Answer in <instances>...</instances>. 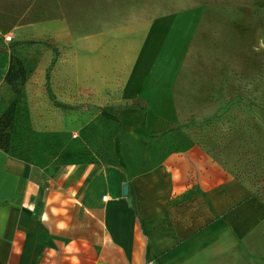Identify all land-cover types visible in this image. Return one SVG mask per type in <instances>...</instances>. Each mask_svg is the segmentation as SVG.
Returning <instances> with one entry per match:
<instances>
[{
    "label": "crops",
    "instance_id": "0c3cea01",
    "mask_svg": "<svg viewBox=\"0 0 264 264\" xmlns=\"http://www.w3.org/2000/svg\"><path fill=\"white\" fill-rule=\"evenodd\" d=\"M55 10L58 18L27 31L42 28L74 51L60 64L63 88L76 98L84 85L107 97L120 88L123 104L138 105L124 112L111 163L64 136L40 133L17 155L0 142V264H207L223 235H248L264 220V210L245 200L249 190L233 178L212 189L204 164L203 192L191 194L196 145L170 133L179 112L170 85L199 33L203 7L134 19L131 0H59ZM168 44L174 53H165ZM21 48L0 53V127L31 107L25 99L35 77L21 73Z\"/></svg>",
    "mask_w": 264,
    "mask_h": 264
},
{
    "label": "rangeland",
    "instance_id": "374dc122",
    "mask_svg": "<svg viewBox=\"0 0 264 264\" xmlns=\"http://www.w3.org/2000/svg\"><path fill=\"white\" fill-rule=\"evenodd\" d=\"M131 2L133 19L203 7L199 33L170 85L179 107L170 133L196 145L197 184L191 194L203 192L198 180L205 164L207 186L218 189L233 178L249 190L245 200L264 210V0ZM58 6L59 0H0V28L11 37L0 34V53L20 45L21 73L35 77L25 99L31 107L2 124L0 142L17 155L30 150L40 133L64 136L100 163H111L118 158L124 112L138 103L123 104L120 88L107 97L84 85L77 98L63 88L67 76L60 64L73 59L74 51L62 49L42 28L27 31L29 24L58 18ZM3 101L0 97V107ZM207 264H264V220L246 236L223 235L207 251Z\"/></svg>",
    "mask_w": 264,
    "mask_h": 264
},
{
    "label": "bare ground",
    "instance_id": "6f19581e",
    "mask_svg": "<svg viewBox=\"0 0 264 264\" xmlns=\"http://www.w3.org/2000/svg\"><path fill=\"white\" fill-rule=\"evenodd\" d=\"M175 49L176 48L172 44H168L165 46L164 51L165 53H174Z\"/></svg>",
    "mask_w": 264,
    "mask_h": 264
},
{
    "label": "water",
    "instance_id": "95a60500",
    "mask_svg": "<svg viewBox=\"0 0 264 264\" xmlns=\"http://www.w3.org/2000/svg\"><path fill=\"white\" fill-rule=\"evenodd\" d=\"M122 193H123V196H125V197L128 196V184L127 183L123 184ZM128 200L130 201V199H128Z\"/></svg>",
    "mask_w": 264,
    "mask_h": 264
},
{
    "label": "built area",
    "instance_id": "2783aa9c",
    "mask_svg": "<svg viewBox=\"0 0 264 264\" xmlns=\"http://www.w3.org/2000/svg\"><path fill=\"white\" fill-rule=\"evenodd\" d=\"M5 38H6L7 40H10L11 37H10L9 35H6ZM105 198H106V197H104V199H105Z\"/></svg>",
    "mask_w": 264,
    "mask_h": 264
}]
</instances>
